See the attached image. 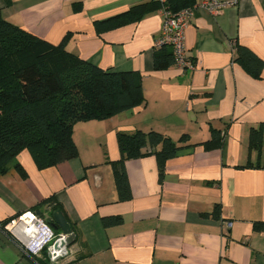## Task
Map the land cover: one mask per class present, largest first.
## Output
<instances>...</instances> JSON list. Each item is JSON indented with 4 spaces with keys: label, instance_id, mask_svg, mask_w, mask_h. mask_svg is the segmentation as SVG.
I'll return each instance as SVG.
<instances>
[{
    "label": "crops",
    "instance_id": "0c3cea01",
    "mask_svg": "<svg viewBox=\"0 0 264 264\" xmlns=\"http://www.w3.org/2000/svg\"><path fill=\"white\" fill-rule=\"evenodd\" d=\"M150 1L0 0L3 18L38 38L59 45L69 35V53L105 71L140 74L146 98L108 120L75 124L73 160L39 170L25 150L14 163L26 176L14 163L0 175V264H264V227H254L264 224V169L244 167L258 157L249 154V132L264 123V69L255 79L234 60L238 44L264 62V0H217L231 3L217 15L195 0L184 32L194 68L161 71L153 67L160 11L101 35L95 28ZM214 129L223 145L206 150L201 144ZM135 131L185 137L184 148L191 147L166 163L162 177L154 155L126 161L131 197L119 201L117 135ZM51 197L76 235L57 262L48 249L23 253L7 224L1 227L27 212L48 224L49 207L40 205ZM112 217L121 224L104 227Z\"/></svg>",
    "mask_w": 264,
    "mask_h": 264
},
{
    "label": "trees",
    "instance_id": "16d2710c",
    "mask_svg": "<svg viewBox=\"0 0 264 264\" xmlns=\"http://www.w3.org/2000/svg\"><path fill=\"white\" fill-rule=\"evenodd\" d=\"M195 3V0H169L167 5L176 14L193 8ZM160 9L161 4L151 0L126 13L96 22L95 28L101 35L137 23ZM68 40L69 35L59 45H52L5 20L0 13V175L7 173L17 156L25 150L29 151L39 170L71 161L78 156L73 141L75 124L108 120L146 103L140 74L102 70L69 53L66 50ZM234 60L251 77L261 78L264 62L249 49L236 44ZM173 65L175 60L170 47L154 53L155 71ZM223 139V132L214 129L211 139L201 145L206 150L221 148ZM186 140L183 137L175 142L154 131L119 132L117 142L121 157L114 163L119 201L131 197L124 170L126 161L154 155L162 177L166 163L180 150L191 147L184 148ZM252 152L258 154L256 162L249 160L244 167L264 169V123L250 129L249 154ZM14 167L23 178L26 176L19 163H14ZM43 205L49 207L51 221L48 225L53 222L54 212L61 211L66 217L53 197L40 206ZM33 211L38 213L36 208ZM213 217L220 218L218 205ZM12 220L14 218L5 220L1 227ZM121 222L119 217L103 219L106 228ZM254 227L260 230L264 224L256 223ZM71 228L75 233L74 227ZM54 232L56 236L60 233L55 229Z\"/></svg>",
    "mask_w": 264,
    "mask_h": 264
},
{
    "label": "built area",
    "instance_id": "2783aa9c",
    "mask_svg": "<svg viewBox=\"0 0 264 264\" xmlns=\"http://www.w3.org/2000/svg\"><path fill=\"white\" fill-rule=\"evenodd\" d=\"M161 4L159 10L162 14V26L159 37L155 40V51L165 47L172 49L175 65L182 70L193 69L194 65L187 56L184 41V32L187 28L195 7L184 9L178 13H172L167 5L169 0H154ZM231 3L217 0H202L198 7L212 15L219 14ZM228 228L230 224L227 223ZM15 241L19 244L23 253L38 257L56 240L53 229L40 217L32 212H27L7 224Z\"/></svg>",
    "mask_w": 264,
    "mask_h": 264
},
{
    "label": "water",
    "instance_id": "95a60500",
    "mask_svg": "<svg viewBox=\"0 0 264 264\" xmlns=\"http://www.w3.org/2000/svg\"><path fill=\"white\" fill-rule=\"evenodd\" d=\"M52 220L51 227L60 233L48 248V258L51 262H57L66 255L68 248L75 242L76 235L61 211L54 212Z\"/></svg>",
    "mask_w": 264,
    "mask_h": 264
}]
</instances>
